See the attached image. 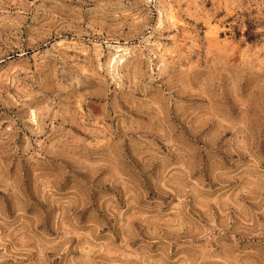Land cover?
Masks as SVG:
<instances>
[{
	"label": "rangeland",
	"instance_id": "rangeland-1",
	"mask_svg": "<svg viewBox=\"0 0 264 264\" xmlns=\"http://www.w3.org/2000/svg\"><path fill=\"white\" fill-rule=\"evenodd\" d=\"M0 264H264V0H0Z\"/></svg>",
	"mask_w": 264,
	"mask_h": 264
}]
</instances>
